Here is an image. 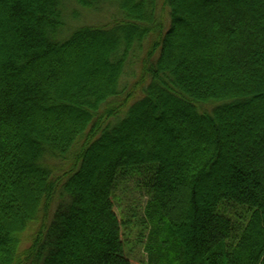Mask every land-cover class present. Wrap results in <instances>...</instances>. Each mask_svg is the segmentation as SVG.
Masks as SVG:
<instances>
[{
    "label": "trees",
    "instance_id": "obj_1",
    "mask_svg": "<svg viewBox=\"0 0 264 264\" xmlns=\"http://www.w3.org/2000/svg\"><path fill=\"white\" fill-rule=\"evenodd\" d=\"M162 1L0 0V264H264V0Z\"/></svg>",
    "mask_w": 264,
    "mask_h": 264
},
{
    "label": "rangeland",
    "instance_id": "obj_2",
    "mask_svg": "<svg viewBox=\"0 0 264 264\" xmlns=\"http://www.w3.org/2000/svg\"><path fill=\"white\" fill-rule=\"evenodd\" d=\"M158 3V14L161 15L163 21H165L166 26L169 25V16L167 10L163 9L162 0H157ZM75 8V7H72ZM76 11V9H74ZM72 10V13L73 11ZM79 16L73 17L72 25L80 26L84 24L88 25H108L115 21H120L123 18L122 12L116 8L113 4H102L99 7L92 8H79ZM70 11V9L68 10ZM72 13L67 12L68 16H71ZM76 18V19H75ZM135 70V69H134ZM126 83L134 82V77L126 76L124 79ZM125 112V110H124ZM138 177L134 176H125L122 177L118 183V187L115 194L116 206L120 212V215L123 218L128 219L130 215H133L132 222L130 223V229L125 228V250L127 255L130 257L147 261V253L143 247V243L138 242L137 233L139 231V218L141 217V212L143 205L146 201L145 193L143 188H141ZM236 211L243 212V209L240 207H231ZM29 234H32V231H27ZM30 240L29 236L25 234L22 248L29 246Z\"/></svg>",
    "mask_w": 264,
    "mask_h": 264
}]
</instances>
